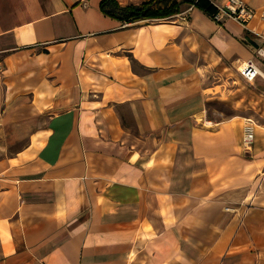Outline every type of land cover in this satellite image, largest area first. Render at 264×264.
Listing matches in <instances>:
<instances>
[{"label":"crops","instance_id":"crops-1","mask_svg":"<svg viewBox=\"0 0 264 264\" xmlns=\"http://www.w3.org/2000/svg\"><path fill=\"white\" fill-rule=\"evenodd\" d=\"M102 1L0 0V264H264L263 80L251 151L240 105L209 109L264 23Z\"/></svg>","mask_w":264,"mask_h":264},{"label":"built area","instance_id":"built-area-1","mask_svg":"<svg viewBox=\"0 0 264 264\" xmlns=\"http://www.w3.org/2000/svg\"><path fill=\"white\" fill-rule=\"evenodd\" d=\"M190 3L198 2L200 0H188ZM215 8L213 13V19L217 22H223V20H233L243 27H248L254 20H260L264 23V8H254L242 0H227L226 3L221 6L216 4L215 0H207ZM258 54L264 58V50H259ZM241 76L249 83H253L258 77L264 76L260 66L253 60L247 61L240 68ZM256 122L252 119H246L243 132V144L244 148L250 149L255 142L256 136Z\"/></svg>","mask_w":264,"mask_h":264},{"label":"rangeland","instance_id":"rangeland-1","mask_svg":"<svg viewBox=\"0 0 264 264\" xmlns=\"http://www.w3.org/2000/svg\"><path fill=\"white\" fill-rule=\"evenodd\" d=\"M132 2L137 4L136 6H142L143 4H146L148 2H154V0H132ZM160 4H161V2L159 0H156L151 5V8H153V9L159 8ZM132 5H134V4H132ZM146 20H149V19H146ZM152 20H157V19H152ZM258 56H259L258 61H260V62H257V65L259 66V64H260V66L264 70V58H262L260 55H258ZM263 74H264V72H263ZM258 78H261L264 82V76H261ZM225 81H227L228 84H227V87H225L226 88L225 92L223 94H221L223 99H221V100L215 99L216 100L214 102L215 104L212 103L211 104L212 106L209 107L210 111L215 112V110H217L218 113L219 112L223 113L224 117L227 118V117L232 116V113H233L232 110L235 108L236 105L239 104L240 105L239 108H241V110H244V116L249 117L246 119H252L256 123H260V122H258V117L252 116V118H251V113L249 111H247V109L245 108L246 105H248L250 98L252 97L250 90H252L253 88L249 86V84H248L249 82H247L241 76V74L238 71H237V74L232 76V78L227 79ZM218 91H220V89H218ZM255 93H257L256 90H255ZM242 99H243V101H242ZM245 120H244V124H245ZM242 126H243V132H244L243 122H242ZM243 138H244V136H243ZM242 147L245 151H251L253 148V146H251L250 149L244 148L243 140H242Z\"/></svg>","mask_w":264,"mask_h":264},{"label":"trees","instance_id":"trees-1","mask_svg":"<svg viewBox=\"0 0 264 264\" xmlns=\"http://www.w3.org/2000/svg\"><path fill=\"white\" fill-rule=\"evenodd\" d=\"M159 1L162 2L164 0ZM154 2H148L142 6H122L118 0H103L101 10L106 16L127 23H135L146 19H166L180 13L179 4L175 3L169 7L153 9L151 5ZM192 4L208 13L213 14V11H215V7L207 0H200Z\"/></svg>","mask_w":264,"mask_h":264}]
</instances>
